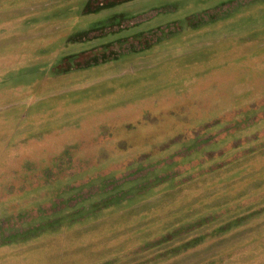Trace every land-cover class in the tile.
Returning a JSON list of instances; mask_svg holds the SVG:
<instances>
[{
  "label": "rangeland",
  "instance_id": "1",
  "mask_svg": "<svg viewBox=\"0 0 264 264\" xmlns=\"http://www.w3.org/2000/svg\"><path fill=\"white\" fill-rule=\"evenodd\" d=\"M0 264H264V0H0Z\"/></svg>",
  "mask_w": 264,
  "mask_h": 264
}]
</instances>
